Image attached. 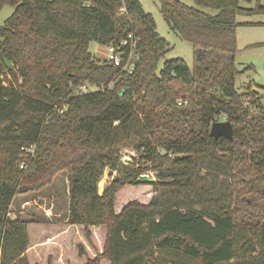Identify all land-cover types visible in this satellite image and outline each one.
Returning <instances> with one entry per match:
<instances>
[{
	"label": "trees",
	"instance_id": "1",
	"mask_svg": "<svg viewBox=\"0 0 264 264\" xmlns=\"http://www.w3.org/2000/svg\"><path fill=\"white\" fill-rule=\"evenodd\" d=\"M158 1L191 46V68L176 58L157 71L169 46L137 0H0V10L13 8L0 27V264H175L157 251L190 264H264V96L235 85L252 69L237 68L236 16H264V6ZM128 35L136 44L127 68V52L115 67L89 51ZM219 122L231 124V140L210 137ZM106 170L115 176L99 194ZM63 172L65 212L53 186ZM148 172L156 181L141 182ZM212 174L227 181L217 198L206 197L217 192L206 188ZM143 184L159 194L117 213L116 195ZM46 188L63 220L7 217L17 197ZM239 232L249 241L237 248Z\"/></svg>",
	"mask_w": 264,
	"mask_h": 264
},
{
	"label": "rangeland",
	"instance_id": "2",
	"mask_svg": "<svg viewBox=\"0 0 264 264\" xmlns=\"http://www.w3.org/2000/svg\"><path fill=\"white\" fill-rule=\"evenodd\" d=\"M142 10L145 13L151 14L155 25L156 32L158 35L163 38L168 46L169 50L163 58L158 63L157 71L162 69L163 64L172 59L180 58L182 59L189 68L193 65L192 49L189 43L181 40L177 35H175L168 27L167 23L164 21L160 13V3L158 0H137ZM186 6L194 7L193 0H178ZM259 2L264 6V0H239V6L243 9L254 8L256 2ZM205 12L214 14L215 12L203 9ZM13 13V8L11 6H4L0 10V27L3 26L5 20ZM236 22L241 24L236 29V46L238 52L235 57L237 68L243 70L248 66H252V69L246 73L239 75L235 78V85L237 88H241L248 83H252L253 89L259 94L264 96V16L262 15H245L240 14L236 16ZM89 51L94 56V58L103 62L106 59L107 50L105 47L99 46L96 43H90ZM90 91H94V88H90ZM264 101V100H263ZM122 161L124 163L131 162L133 160L134 154L129 151L122 152ZM128 160V161H127ZM199 167H204L208 169L215 168V165L208 164L205 161L198 162ZM201 176L206 174V170L199 171ZM145 175H148L149 178L156 181V174L153 172H148ZM115 173L110 175L109 171L106 170L102 179L98 183V192L102 193L104 187L108 185ZM226 179L221 175H208V180L206 182V188L214 184L217 187V192H214L210 195L206 194L208 198H217L221 190L226 185ZM67 181L66 173L58 175L54 182L53 186L55 193L58 194L62 201V210L65 212L67 200ZM160 192V191H159ZM158 193H154L150 185H140V186H126L116 195L115 201V211L120 212L121 208L130 201H137L141 204H146L150 201L153 196H157ZM24 198L29 200L26 203H22ZM54 192L51 188H46L43 193L38 195H29L25 197H17L11 211L20 212L21 216L24 218L26 211L38 213V211L43 212V210L48 211V217L51 221H61L64 219L63 213L56 215L53 211L56 209L54 202ZM196 210H201L207 214H213L217 212L216 209L212 210L211 208H195ZM249 237L246 232H239L236 235V247H240L243 243L247 244ZM250 247L248 246L245 252H248ZM155 256L160 258L164 262H174L175 264H190L186 259L171 253L166 252H155ZM251 255L248 253L240 260H250ZM15 264H18L15 262Z\"/></svg>",
	"mask_w": 264,
	"mask_h": 264
},
{
	"label": "built area",
	"instance_id": "3",
	"mask_svg": "<svg viewBox=\"0 0 264 264\" xmlns=\"http://www.w3.org/2000/svg\"><path fill=\"white\" fill-rule=\"evenodd\" d=\"M135 44H136V41L133 38V36L128 35L127 38L120 41L116 46L111 45V46L107 47L106 48L107 55H106V59H105L106 62H108L109 64H111L115 67H119V66H121L122 59L125 56V52H127L128 58H127L126 65H125V67L127 68V66L131 63V59L134 58ZM135 58H136V56H135ZM131 69H133V66H131ZM79 89L82 90L83 92H86L85 86H81V87H79ZM178 104L180 105V103H178ZM19 168L22 169L23 166L20 165ZM48 211H49L48 209L43 210V212L46 215H48ZM7 217L8 218H15V214L13 211H11V207H10V211H8Z\"/></svg>",
	"mask_w": 264,
	"mask_h": 264
},
{
	"label": "water",
	"instance_id": "4",
	"mask_svg": "<svg viewBox=\"0 0 264 264\" xmlns=\"http://www.w3.org/2000/svg\"><path fill=\"white\" fill-rule=\"evenodd\" d=\"M8 68L11 67V64L9 62L4 61ZM210 137H212L214 140H217L218 138H225L227 140L232 139V126L229 122H219V123H213L211 125L210 131H209ZM128 161V160H127ZM141 182H153V179L149 178L148 175H142L140 176Z\"/></svg>",
	"mask_w": 264,
	"mask_h": 264
}]
</instances>
